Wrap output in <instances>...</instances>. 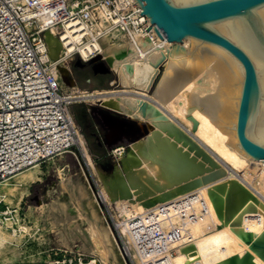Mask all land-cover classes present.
Returning <instances> with one entry per match:
<instances>
[{
	"label": "bare ground",
	"instance_id": "6f19581e",
	"mask_svg": "<svg viewBox=\"0 0 264 264\" xmlns=\"http://www.w3.org/2000/svg\"><path fill=\"white\" fill-rule=\"evenodd\" d=\"M158 36L137 39L136 44H95L102 47L96 59H106L124 85L138 90L83 91L74 96L101 102L99 115L109 126V143L130 141L122 164L113 170L91 162L102 182L100 193L118 201L123 213L140 214L202 190L211 212L188 227L191 238L184 236L168 264H264V161L240 147L236 130L244 67L219 45L194 37L182 42ZM48 40L51 56L59 59L63 43L53 32H48ZM91 50L89 45L82 49L83 59ZM60 68L69 77V69ZM76 141L84 145V135ZM252 164L261 165L257 187L238 172ZM13 176H18L17 185H28L40 179V164ZM83 204L82 215L90 236L99 241L103 259L117 264L110 256L112 234L102 233L97 206L91 209L86 200ZM122 229L130 253L138 264H145L126 226Z\"/></svg>",
	"mask_w": 264,
	"mask_h": 264
},
{
	"label": "built area",
	"instance_id": "2783aa9c",
	"mask_svg": "<svg viewBox=\"0 0 264 264\" xmlns=\"http://www.w3.org/2000/svg\"><path fill=\"white\" fill-rule=\"evenodd\" d=\"M142 11L136 0H0V180L77 143L79 99L64 87L59 62L88 45L96 56L102 47L95 44L103 41L157 39ZM48 32L63 43L59 60L51 56ZM210 212L205 193L195 190L127 214L118 227L126 226L145 264H168L188 227Z\"/></svg>",
	"mask_w": 264,
	"mask_h": 264
},
{
	"label": "rangeland",
	"instance_id": "374dc122",
	"mask_svg": "<svg viewBox=\"0 0 264 264\" xmlns=\"http://www.w3.org/2000/svg\"><path fill=\"white\" fill-rule=\"evenodd\" d=\"M96 56H89L88 60L80 53L62 56L59 65L69 69V77L61 68L59 74L69 92L138 90L136 86L124 85L106 59L102 61L111 71L99 80L86 81L94 73L92 60ZM102 107L100 101L74 103L85 143H76L42 163L40 179L22 186L16 184L18 176L0 180V264H114L112 259L110 263L103 259L97 237L89 234L88 222L82 215L84 200L91 209L97 206L102 233L112 234L111 258L114 256L117 264H138L128 249L123 229L118 227L129 212L123 213L118 201L102 197V182L91 163L111 171L122 164L130 146L128 139L109 143V126L99 115ZM119 147H123L120 152ZM249 166L238 172L257 187L261 165Z\"/></svg>",
	"mask_w": 264,
	"mask_h": 264
},
{
	"label": "water",
	"instance_id": "95a60500",
	"mask_svg": "<svg viewBox=\"0 0 264 264\" xmlns=\"http://www.w3.org/2000/svg\"><path fill=\"white\" fill-rule=\"evenodd\" d=\"M136 1L162 39L194 37L223 47L241 62L245 77L236 125L239 145L264 161V0ZM102 60H92L94 73L111 71Z\"/></svg>",
	"mask_w": 264,
	"mask_h": 264
},
{
	"label": "trees",
	"instance_id": "16d2710c",
	"mask_svg": "<svg viewBox=\"0 0 264 264\" xmlns=\"http://www.w3.org/2000/svg\"><path fill=\"white\" fill-rule=\"evenodd\" d=\"M100 76H103L101 73H98V74H96V73H92L89 77H86V81H89L88 79H98L99 80V77Z\"/></svg>",
	"mask_w": 264,
	"mask_h": 264
},
{
	"label": "flooded vegetation",
	"instance_id": "af4514ba",
	"mask_svg": "<svg viewBox=\"0 0 264 264\" xmlns=\"http://www.w3.org/2000/svg\"><path fill=\"white\" fill-rule=\"evenodd\" d=\"M102 75H105L106 73H101ZM89 81H91V79H88Z\"/></svg>",
	"mask_w": 264,
	"mask_h": 264
}]
</instances>
